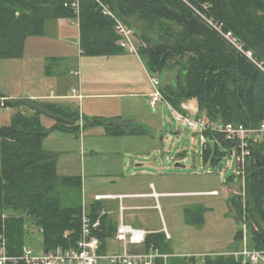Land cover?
<instances>
[{"label": "trees", "instance_id": "obj_1", "mask_svg": "<svg viewBox=\"0 0 264 264\" xmlns=\"http://www.w3.org/2000/svg\"><path fill=\"white\" fill-rule=\"evenodd\" d=\"M65 1L0 0V62L20 60L25 46L31 47L41 38H56L50 33L58 32L56 23L60 19L77 23L75 39L82 57L113 56L124 51L117 45L112 21L101 15L93 0H80L78 15L64 7ZM102 1L140 39L138 53L146 61V70L152 74L166 72V80L168 76L170 79L169 73L173 74V80L159 81L164 100L175 110L184 113L181 105L195 100L196 117L203 116L214 124L254 128L264 122V75L197 18L192 8L201 9V0H195L192 5L182 0ZM206 1L210 3L205 11L207 16L222 23L245 50L264 63V0ZM136 25L141 34L136 33ZM60 60L47 58L44 76L49 77L53 64ZM5 105L15 109L8 124L0 126V235L5 238L7 254L18 257L26 246L25 235L32 229L41 236L43 253L57 248L74 249L81 230L82 181L79 175L61 174L57 164L59 154L44 150L42 143L51 131L78 132V107L23 99H6ZM26 107L32 110L31 114L23 112ZM42 116L53 120L51 129L42 125ZM140 132L142 127L136 125L118 128L108 122L105 127V133L111 137ZM203 136L214 143V151L205 143L202 152L204 161L213 158V165L235 149L222 134L205 131ZM244 174L246 246L250 250H264V136L251 147ZM234 178L233 175L227 180ZM238 198L230 196L227 201L238 226L235 251L240 249L243 237ZM197 208L190 215L193 222L201 224L205 209ZM100 210L101 204L93 202L87 211L90 221L98 217ZM104 218V215L99 218L93 232L100 240L98 253L104 239L113 234L107 232L108 222ZM167 240L163 232L146 234L142 250L152 248L165 253ZM182 259L183 264H195L193 257ZM202 263L242 264L233 256L221 254L203 256Z\"/></svg>", "mask_w": 264, "mask_h": 264}, {"label": "rangeland", "instance_id": "obj_2", "mask_svg": "<svg viewBox=\"0 0 264 264\" xmlns=\"http://www.w3.org/2000/svg\"><path fill=\"white\" fill-rule=\"evenodd\" d=\"M136 27L138 28L137 31L142 33L139 25ZM55 33L56 31L52 30L50 34ZM27 49H30L29 46ZM69 50L74 51L75 69L80 70V78L70 76L71 87H77L80 84L82 92L84 89L87 92H105L109 89L114 90L113 87L105 86V80L123 79V77L119 78L121 77L119 74L114 76L103 71L99 72L93 67L91 62L93 58L82 57L76 48ZM139 59L137 62L139 70L136 77L139 83L146 82L148 84L146 61L140 55ZM24 64L25 61L22 59L0 62V94L15 96V98H25L30 94V88L18 81L21 66ZM16 66L17 70L14 71L13 67ZM39 71L41 72V69ZM150 74L155 76V74ZM156 75L160 78L161 83L167 82L166 72ZM169 75L170 80H173V74L169 73ZM138 90H142L141 87ZM100 101V103L105 102L104 100ZM89 102L85 100L84 104ZM79 103L77 101L74 103L78 107L77 125L80 120L83 121V109ZM126 103L123 102V105ZM146 108L148 109V106ZM149 111L150 113L145 120L147 125L142 123L148 127L149 132L146 134L140 132L139 135H132L136 137H126L121 140L119 137L107 136L104 128H102L103 132L102 129L96 130L92 127L83 126L76 133L62 134L56 130L49 132L43 140L42 147L46 151L58 153L61 164L69 158V171H61L59 167V172L61 174L79 175L81 180H84V176L86 178L90 176L89 168L93 167V172H104L107 169L105 167L107 159H111V157L128 159L125 154L129 152V157L142 166L134 167V164L130 163L128 170L140 172L145 168L149 169L155 176L150 178L148 184L159 185L162 182L167 190L176 193L168 199H160L159 201L164 227L170 235V239L167 241L168 246L172 247L170 252L182 256L173 260L183 263V257H193L195 264H203V256L230 253L229 251L235 245L234 235L238 226L232 218L234 215L227 201L230 196L239 195L236 178L232 180L231 186L228 187L225 184L228 177L235 176L236 164L232 157L233 152L224 155L216 165L211 163L212 157L204 161L202 158L204 144L206 143L214 151L213 141L205 139L203 133L192 132L182 127L174 120L172 112L164 102L157 103L156 107L149 108ZM14 112L15 109L13 108H0V126L7 125V119ZM41 123L46 129H51L53 120L42 116ZM127 148L142 150L134 153L126 151ZM114 154L117 156H113ZM124 172H127L126 169ZM81 187L83 202V194L86 196V188H84L83 183H81ZM211 190H215L217 195L207 194V191ZM198 191L205 193L187 197L190 195L187 193ZM238 199L240 200V198ZM197 206L205 209L201 224L193 222L190 215L191 210H198ZM155 224L159 225V222ZM160 227H163V224L160 223ZM25 245L31 247L35 252L41 250V236L36 229L27 232ZM259 264L264 263L260 262Z\"/></svg>", "mask_w": 264, "mask_h": 264}, {"label": "crops", "instance_id": "obj_3", "mask_svg": "<svg viewBox=\"0 0 264 264\" xmlns=\"http://www.w3.org/2000/svg\"><path fill=\"white\" fill-rule=\"evenodd\" d=\"M56 26L58 27V32L54 34L56 38H41L34 41V45L29 47L30 49H27L26 46L24 48L22 60L25 61V64L21 66V73L18 81L30 88V94L25 98H15V96L0 94L3 96L1 98L48 102L55 101L65 106H74L75 100L68 98V96L71 88L74 87H71L70 72L75 70L76 65L74 61V51L69 49L76 48L79 52L78 40L75 39L77 23L60 19L57 21ZM134 29L136 33L141 34V32L137 31V27ZM134 41L138 49L141 46V41L137 36H135ZM49 57H59L61 60L58 64H53L51 75L46 77L43 73V65L44 61L46 62V59ZM139 60L140 59H137L135 56L125 51L113 56L100 57V59L97 57L96 60L95 58L92 59L91 62L93 67L99 72L103 71L106 74L114 76L119 74L121 76L119 78L123 77V79L105 80V86L114 88V90L109 89L105 92H87L86 89L82 92L81 88L83 99L80 102V107L82 106L83 109L84 127L86 125V127L101 130L102 128L105 129L108 122H111L113 126L118 128H123L124 125H136L142 127L144 134L149 132L148 127H145L142 123L147 125L145 120L150 113L148 95L151 92V86L150 83H139L136 77L137 71L139 70L137 64ZM40 69L41 72L39 71ZM155 77H157L156 74ZM158 79L160 80V78ZM167 80L170 81L169 76ZM140 87L142 90L139 91L138 89H140ZM85 100L90 102L84 104ZM100 100H104L105 102L100 103ZM123 102H127L126 105H123ZM146 104L148 109L146 108ZM181 108L185 114L191 117L196 116L197 107L195 100L183 103ZM23 112L31 114L32 110L26 107L23 109ZM96 120L98 122H96ZM100 121L107 123L105 124ZM102 131L104 132L103 129ZM60 132L62 134L69 133L67 131ZM126 137L131 138L136 136L123 135L120 136L119 139L124 140ZM141 150L142 149H126V151H132L134 153H138ZM113 156L117 155L114 154ZM125 156L128 159H123L122 157H111V159H107L105 163L107 169L104 172H93V167L89 168L90 176L88 178L84 176V180H81L84 184V188H86V196L83 194L82 202L86 210L89 211L93 202H99L101 204L99 213L104 212L105 222H108L105 228L108 233H113L107 236L102 242L100 254L103 255L117 254L122 250V245L114 240V232L119 222L129 225L132 228L143 230L146 234L164 233L166 229L164 227L162 208L160 207L159 201L160 199H168L172 194H176L167 190L162 182L159 185L154 183L148 184L150 178L155 176L149 169L145 168L140 172H131L128 170L130 167L128 164L130 163L134 164V167L142 166V164L139 165L135 163V160L129 157V152H126ZM60 160L61 159H58L57 164L61 171H69V158L62 164ZM124 169H126L127 172H124ZM63 175L71 176L69 174ZM225 184L229 187L232 181L227 180ZM212 191L215 190L207 191V193ZM202 193L205 192H189L187 194L190 195L187 197L199 196V194L202 195ZM95 196L111 197L95 200ZM156 222H159V225H156ZM160 223L163 224V227H160ZM142 248L143 247H128V250L141 251ZM171 249L172 247L167 246L165 253L168 257L165 264H175V262L176 264H183L178 260H173L174 258H180L182 256L172 254V252H170ZM232 251L235 250L232 249L229 252ZM33 252L35 254L43 253L41 250L36 252L33 250ZM100 264L107 263L102 260Z\"/></svg>", "mask_w": 264, "mask_h": 264}, {"label": "built area", "instance_id": "obj_4", "mask_svg": "<svg viewBox=\"0 0 264 264\" xmlns=\"http://www.w3.org/2000/svg\"><path fill=\"white\" fill-rule=\"evenodd\" d=\"M97 10L102 16L109 18L113 23V29L118 36L117 45L126 53L135 56L139 59L138 49L135 45L134 30L125 24L117 15H115L102 0H93ZM194 3L195 0H182ZM64 7H69L78 15L80 8V0H66ZM210 7V3L206 0H201L200 8L196 6L192 8L197 18L209 29L217 33L228 45L237 52L242 53L248 58L257 69L264 75V63L257 61L252 53L245 50L239 39L234 36L231 31L225 30L223 24L214 21L213 18L207 16L205 11ZM80 53V52H79ZM71 75L80 78V70L75 69L70 72ZM147 79L151 85V92L148 95V103L151 109L155 108L157 103L164 102L168 109L172 112L174 120L182 127L196 133L211 131L222 134L225 140L232 142L235 145L232 157L236 164L235 178L238 180V197L240 198L242 214H243V237L241 247L237 251L223 253V256H233L242 264H259L264 263V250H250L246 246L245 233L247 230V222L245 219V169L247 160L251 155V147L256 144L264 136V122H261L254 128H246L243 125L234 124H214L203 116H189L183 112L175 110L167 103L160 90V81L146 70ZM68 98L77 102H81L83 95L81 93L80 84L77 87H72ZM6 99L0 98V108H6ZM80 105V103H79ZM79 128L83 127V121L79 122ZM211 196L217 195V192L212 191L207 193ZM237 196V195H236ZM111 196H95V200L110 198ZM104 215L100 212L94 221H90L84 203H82L80 216V236L77 245L74 249L62 250L57 248L48 253L35 254L29 246L22 247L21 254L18 257H12L7 254L6 241L3 235H0V264H9L22 262L23 264H100L103 260L107 264H155L156 261H161L165 264L168 257L166 253H160L157 249H148L147 251H130L128 247H143L145 242L146 232L140 229H135L119 222L115 232L114 240L122 245L121 252L117 254L103 255L98 253L100 240L93 234L94 230L99 225V218ZM166 239H170V235L164 230ZM143 249V248H142Z\"/></svg>", "mask_w": 264, "mask_h": 264}]
</instances>
